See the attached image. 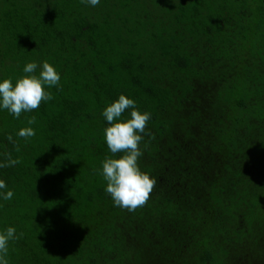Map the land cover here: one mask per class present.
I'll return each mask as SVG.
<instances>
[{
	"label": "trees",
	"instance_id": "obj_1",
	"mask_svg": "<svg viewBox=\"0 0 264 264\" xmlns=\"http://www.w3.org/2000/svg\"><path fill=\"white\" fill-rule=\"evenodd\" d=\"M44 61L53 98L0 108L8 264H264V0H0V82ZM121 94L151 114L137 163L156 184L132 212L101 174Z\"/></svg>",
	"mask_w": 264,
	"mask_h": 264
},
{
	"label": "clouds",
	"instance_id": "obj_2",
	"mask_svg": "<svg viewBox=\"0 0 264 264\" xmlns=\"http://www.w3.org/2000/svg\"><path fill=\"white\" fill-rule=\"evenodd\" d=\"M91 6L99 4V0H82ZM39 68V76L34 73ZM25 75L18 78L15 86L11 79L0 82V108L6 109L10 114L19 118L22 112H31L39 108L42 101L51 100V93L45 91L48 87L58 86L60 74L55 68L44 61L42 64L29 62L23 68ZM130 111V118L121 121L120 117L126 110ZM102 116L108 122L104 129V138L109 151L112 154L122 153L119 158L106 157L102 163L101 174L106 181L105 191L112 198L114 205L132 212L138 207L144 206L156 181L138 167V158L142 155L140 143L144 135L152 136L146 132L147 123L151 119L148 112L141 113L135 105V101L121 94L119 98L106 106ZM28 124L35 123V117L28 119ZM18 135L25 139L34 136L35 131L31 127L22 128ZM12 136L8 140L12 142ZM16 150L19 151L18 146ZM5 161L0 167H12L20 163L19 158L13 159L11 153H5ZM6 184L0 180V189H5ZM4 200H10L14 193L9 190L0 193ZM15 228L8 227L6 232L0 233V264H8L6 259L8 243L18 239L15 236Z\"/></svg>",
	"mask_w": 264,
	"mask_h": 264
}]
</instances>
